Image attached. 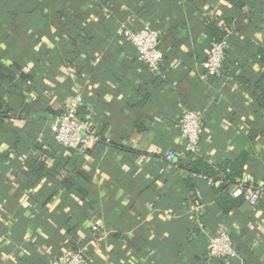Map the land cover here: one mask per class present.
<instances>
[{"label":"crops","instance_id":"obj_1","mask_svg":"<svg viewBox=\"0 0 264 264\" xmlns=\"http://www.w3.org/2000/svg\"><path fill=\"white\" fill-rule=\"evenodd\" d=\"M217 3L223 26L234 12L226 0H80L73 28L55 19L51 0H0V71L20 61L16 79L0 89L16 108L0 122V264H51L82 246L89 264H264V205L244 202L223 215L215 206L219 181L208 184L165 158L183 147L179 117L192 108L204 129L193 158L217 164L246 153L244 175L264 184V110L256 88L243 84L264 71V0H250L235 18L237 42L228 50L235 65L214 79L203 67L210 41L201 18ZM20 9L36 42L29 50L21 38L10 51ZM154 24L164 32L157 75L121 34ZM71 40L100 64L69 58ZM77 89L104 142L71 149L49 127ZM221 229L234 232L236 258L209 256V237Z\"/></svg>","mask_w":264,"mask_h":264},{"label":"built area","instance_id":"obj_2","mask_svg":"<svg viewBox=\"0 0 264 264\" xmlns=\"http://www.w3.org/2000/svg\"><path fill=\"white\" fill-rule=\"evenodd\" d=\"M121 34L135 49L137 59L144 62L152 72L161 74V65L165 58V52L160 46L161 32L152 26H143L138 29L123 28ZM228 45L227 38L211 42L207 58L203 62L209 77L222 75ZM100 62L101 57L98 56L93 65L97 66ZM93 120L94 111L88 106L82 91L77 89L69 95L64 108L55 116L49 129L58 144L66 148L80 149L100 139L93 129ZM178 127L183 147L168 151L165 155L166 160L173 164L198 155L204 131L202 115L195 109L182 108ZM197 176L205 179L208 184L216 183L213 178L201 174ZM238 182L232 190L235 197L242 196L244 202L254 208L264 205V184L258 185L251 174L244 175ZM190 194L194 196V191H190ZM192 206L196 213L202 204L199 199H195ZM196 225L202 230L205 229L204 222L199 218ZM208 251L209 256L214 259H233L238 256V249L228 229H221L209 237ZM51 264H89L87 247L62 251L52 258Z\"/></svg>","mask_w":264,"mask_h":264},{"label":"trees","instance_id":"obj_3","mask_svg":"<svg viewBox=\"0 0 264 264\" xmlns=\"http://www.w3.org/2000/svg\"><path fill=\"white\" fill-rule=\"evenodd\" d=\"M67 1L70 2L68 6L65 5ZM79 1L80 0H51L55 12L54 14L55 19H57L59 22L66 23L73 28H77L78 27L77 21L74 22L72 20V16H73L72 11L73 8H75L76 5L79 4ZM226 2L229 6L232 7L234 12L223 18L224 20L223 26L219 25L218 23L220 19L218 12L220 5H218V3L210 4L202 12V18H201V21L204 23L209 36L210 42L208 44V47H210V44L213 41H219L224 38H227L228 40L229 45L226 51V59L222 68V75L225 73L227 69H229L230 66L235 65V63L231 61L228 56V50L231 48L232 45L235 44V42H237V38L234 34V31L236 30L234 29L238 27V23L235 18H237V15L239 16L244 15L246 13V10L249 8L251 4L250 0H226ZM22 14L23 11L22 9H20L17 10V13L14 14L13 17L14 27L16 30H18V32H20V38L14 39L10 42L9 44L10 51L18 50L21 47L20 46L21 38L22 41L24 39V41L26 40L27 42H29L28 44L29 50H33L34 44L36 42L35 35L32 33L28 34L27 28L24 27V25L20 22L22 19ZM234 14H236V16ZM152 27L158 29L161 32V37L164 35L163 30H161L157 25L154 24ZM122 37L125 38L123 34ZM79 43L80 40L78 41L71 40L69 41L68 44L66 43L68 47L69 58H72L77 63L83 64V66L87 65V63L93 64V61L95 60L96 57V55L94 56L95 53L93 54L90 49L86 51L83 50L80 47ZM29 50H27V52L24 51L21 57H23L24 54L28 53ZM100 50L101 49H99V51ZM82 54H84V56H82ZM19 69H20V61L14 60L10 66L9 73L5 74L3 71H0V89L2 82L5 81L6 79H10V80L16 79L15 71ZM151 73L157 75L152 71ZM219 77H214V79H217ZM22 78L31 79L32 76L23 73ZM243 84L244 86H254L256 88L258 92L256 101L259 105V108L264 110V71L253 80L252 79L244 80ZM15 109L16 108L9 103V98L7 96L2 95L0 91V122L6 118L13 117ZM103 142L104 139L100 138L96 143L101 144ZM246 161H247V154L242 153L234 161L226 160L224 162H220L217 164H211L201 157H197V158L189 157L185 161L179 162L175 165L186 169L191 174H195V175L201 174L206 176L207 178H213L214 181H219L220 185L215 189V193H216L215 206L220 211V213H222L223 215H228L232 213V211L235 208L241 206L244 203V199L242 196L240 197L232 196L231 189L236 184L237 178L242 177L244 175V170H245L244 167ZM36 168L33 169V171H35V173L36 172L39 173L40 171L38 166ZM231 234L234 239L235 237L234 232H231Z\"/></svg>","mask_w":264,"mask_h":264}]
</instances>
